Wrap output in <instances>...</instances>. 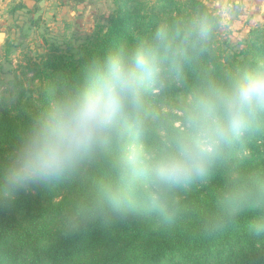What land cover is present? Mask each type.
I'll return each mask as SVG.
<instances>
[{
	"label": "trees",
	"instance_id": "trees-1",
	"mask_svg": "<svg viewBox=\"0 0 264 264\" xmlns=\"http://www.w3.org/2000/svg\"><path fill=\"white\" fill-rule=\"evenodd\" d=\"M113 4L114 10L78 37L74 48L49 51L33 64L39 79L33 103L23 102L19 90L14 109L0 105V172L51 105L91 83L113 54L153 47L162 25L174 29L172 47L183 53L179 67L174 58H162L159 72L141 83L139 102L102 130L98 146L74 170L0 205V264H264V233L251 229L264 220V119L220 147L206 175L168 189L165 216L150 207L155 188L145 175L191 132L190 126H175L176 116L164 108L189 94L190 110L183 117L188 122L197 96L211 95L264 66V27L251 29L239 51L224 52L216 46L220 17L202 0ZM197 16L212 27L205 41L193 44L183 25ZM110 186L128 192L132 208L105 210L68 232L71 211L98 203Z\"/></svg>",
	"mask_w": 264,
	"mask_h": 264
},
{
	"label": "clouds",
	"instance_id": "clouds-1",
	"mask_svg": "<svg viewBox=\"0 0 264 264\" xmlns=\"http://www.w3.org/2000/svg\"><path fill=\"white\" fill-rule=\"evenodd\" d=\"M211 23L194 17L183 25L193 43L205 41ZM153 47L139 46L131 54L110 56L88 85L57 100L23 135L0 172V205L11 204L19 193L61 179L101 141L102 130L111 126L130 106L139 102V87L160 70L162 58H174L179 67L180 50L173 49L174 29L162 25ZM264 119V66L236 76L226 88L197 96L188 115L191 132L178 141L176 151L145 170L155 192L150 207L165 216L168 189L206 175L220 149L233 136L244 134ZM130 194L108 187L99 202L76 206L65 223L75 232L105 210L125 213L132 208ZM264 233V220L251 225Z\"/></svg>",
	"mask_w": 264,
	"mask_h": 264
},
{
	"label": "rangeland",
	"instance_id": "rangeland-1",
	"mask_svg": "<svg viewBox=\"0 0 264 264\" xmlns=\"http://www.w3.org/2000/svg\"><path fill=\"white\" fill-rule=\"evenodd\" d=\"M43 1L48 3L45 11L46 5L36 2L28 6L22 0H0V32L5 33L0 41V105L4 109H14L19 90L24 91L23 102L33 103L39 86L33 64L49 51L74 48L76 39L90 33L95 23L115 7L113 0H87L86 4L83 3L85 0L82 3L79 0ZM202 1L220 17L216 46L224 52L239 51L241 41L251 29L264 27V0ZM190 104L191 98L187 94L178 97L164 110L176 116L175 126L188 128L183 117L190 110ZM156 130L164 136L161 128ZM135 146V139H132L131 152ZM59 198L56 196L55 200Z\"/></svg>",
	"mask_w": 264,
	"mask_h": 264
},
{
	"label": "crops",
	"instance_id": "crops-1",
	"mask_svg": "<svg viewBox=\"0 0 264 264\" xmlns=\"http://www.w3.org/2000/svg\"><path fill=\"white\" fill-rule=\"evenodd\" d=\"M22 1H23V3L27 4L28 6L34 5L35 2L41 5V2H43L42 5H46V7L43 9V11L47 10L48 3L44 2L43 0H38V2H37V0H22ZM51 1H52V3H55L56 0H51ZM82 1L83 0H79L78 2L82 3ZM58 2H64V0H58ZM90 2H92V0H90ZM83 3L86 4L87 0H85V2H83ZM40 5H38V6H40Z\"/></svg>",
	"mask_w": 264,
	"mask_h": 264
},
{
	"label": "water",
	"instance_id": "water-1",
	"mask_svg": "<svg viewBox=\"0 0 264 264\" xmlns=\"http://www.w3.org/2000/svg\"><path fill=\"white\" fill-rule=\"evenodd\" d=\"M42 4H43V2H41V5H42ZM4 36H5V33L0 32V41L3 40Z\"/></svg>",
	"mask_w": 264,
	"mask_h": 264
}]
</instances>
